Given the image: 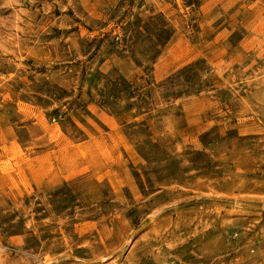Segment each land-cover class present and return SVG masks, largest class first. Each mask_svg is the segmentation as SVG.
Returning a JSON list of instances; mask_svg holds the SVG:
<instances>
[{
  "label": "rangeland",
  "instance_id": "obj_1",
  "mask_svg": "<svg viewBox=\"0 0 264 264\" xmlns=\"http://www.w3.org/2000/svg\"><path fill=\"white\" fill-rule=\"evenodd\" d=\"M0 264H264V0H0Z\"/></svg>",
  "mask_w": 264,
  "mask_h": 264
}]
</instances>
